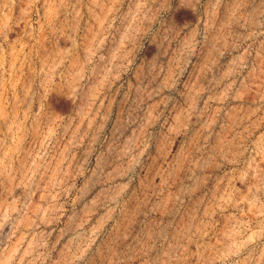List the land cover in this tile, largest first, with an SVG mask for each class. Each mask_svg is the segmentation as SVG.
Instances as JSON below:
<instances>
[{"label": "rangeland", "instance_id": "rangeland-1", "mask_svg": "<svg viewBox=\"0 0 264 264\" xmlns=\"http://www.w3.org/2000/svg\"><path fill=\"white\" fill-rule=\"evenodd\" d=\"M0 264H264V0H0Z\"/></svg>", "mask_w": 264, "mask_h": 264}, {"label": "bare ground", "instance_id": "bare-ground-1", "mask_svg": "<svg viewBox=\"0 0 264 264\" xmlns=\"http://www.w3.org/2000/svg\"><path fill=\"white\" fill-rule=\"evenodd\" d=\"M131 23V22H130ZM188 45V44H187Z\"/></svg>", "mask_w": 264, "mask_h": 264}]
</instances>
